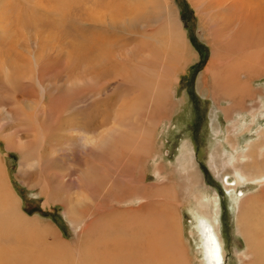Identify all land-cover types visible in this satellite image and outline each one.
Returning a JSON list of instances; mask_svg holds the SVG:
<instances>
[{"label": "bare ground", "instance_id": "bare-ground-1", "mask_svg": "<svg viewBox=\"0 0 264 264\" xmlns=\"http://www.w3.org/2000/svg\"><path fill=\"white\" fill-rule=\"evenodd\" d=\"M25 2L48 14L77 17L90 27L81 35L83 37L77 45L79 51H73L67 57L66 66V85L69 90H81L80 99L86 107L109 106L108 103L117 96L113 87L114 99L107 95L112 81L118 83V87L132 89V99L124 104L121 102L117 115L108 126L96 130H85L82 124L68 127L65 122L67 113L62 111L57 113L55 127L49 129L45 124L46 111L40 100L33 101L26 96H22L19 102L21 109L4 111L8 119L14 117L21 123L22 131L28 136L26 140L10 137L7 148L19 152L20 167L25 171L38 172L42 194L52 204L63 208V214L73 226L76 238L72 242L63 240L52 225L37 217L25 216L0 162V264H194L195 258L190 255L183 240L178 202L170 190L157 187L152 196H140L138 199L143 203L137 207L125 206V202L133 201L129 199L133 194L131 169L109 171L110 168H100L94 161L76 180L65 179L76 187L77 191L72 193L62 189L65 180L59 182L54 171H51L52 165L61 161L58 155H67L69 149L71 152L81 148L82 154L93 158L101 156L105 149H112L115 154L112 158L120 162L123 159L128 167L132 165V151L148 150V138L153 131L143 126L138 130L141 135L134 136V126L129 124L132 116L136 117L141 110L149 109L146 123L149 126L156 124L157 118L151 113L169 103L175 106L171 102L172 87L180 82L185 69L199 58L197 53L189 55L188 51L185 52L188 48L185 43L187 35L174 7L168 0ZM188 2L202 21L208 39L206 42L211 50V57L199 76V89L215 100L226 98L228 106L224 114L228 117L231 109L243 110L249 100L257 98L258 89L253 88L252 82L264 74V0ZM8 34L9 30L0 21V40H4ZM35 36L28 32V47H31L25 49L28 57L21 54L16 58L6 56L11 52L0 45V90L24 89L27 83L43 97L48 87L35 75L36 68L44 59L31 51L41 40L37 34ZM124 36L134 38L135 42L123 43ZM20 41L17 45L22 48ZM6 58L15 62L7 64ZM108 74L110 78L104 77ZM117 101L120 98L117 97ZM17 129V133H20L19 127ZM71 132L74 134H69ZM63 134H68L66 138L69 137V143L66 144ZM259 137L261 140L257 146H248L246 152L235 158L237 163L227 167L234 178L226 179V183L223 181L229 185L225 187L226 190L234 192L238 185L250 184L264 187V130ZM239 164L245 169L255 167L256 174L249 175V169L246 172L239 168ZM219 165L221 163L216 160L212 169H218ZM186 169L184 176L189 180L191 190L201 185L196 164L191 159ZM207 196L201 192L191 209L200 234L202 264H223L225 249L219 235L218 205L216 199ZM238 196L237 221L250 257L249 262L242 264H264L262 194H259L260 204L253 200V195L239 192Z\"/></svg>", "mask_w": 264, "mask_h": 264}, {"label": "rangeland", "instance_id": "rangeland-1", "mask_svg": "<svg viewBox=\"0 0 264 264\" xmlns=\"http://www.w3.org/2000/svg\"><path fill=\"white\" fill-rule=\"evenodd\" d=\"M25 1L0 0V17L2 18L0 21L9 30V34L5 39L0 40V45L3 46L4 50L8 49L11 52V54H5L6 56L11 55L12 58L14 56L16 58L20 57L19 55L21 54L28 57L25 52V49L31 48L28 47V32L33 36L37 34L38 39L40 38L42 41L39 40V45L33 48L34 50L31 49V51L36 55H42L44 59H42L39 67L36 68V73L38 72V74L35 73V75L36 77L38 76V80L44 84L47 83L48 88L44 92L43 97H41L40 92L34 86L32 87V85L27 83H25L24 89L17 88L15 91L14 89L13 91L11 89L7 91L0 90V162L6 170L5 173L11 189L18 200H20L21 212L29 218L37 217L41 221L52 225L59 233L61 239L72 242L76 238L75 230L65 218L63 208L60 205L52 204L42 194L41 186L38 184V172L30 169L25 171L24 168L20 167L21 157L19 152L15 149L7 148L6 144L10 137L26 140L28 136L26 137V132L22 131L21 123L14 117L8 119L4 111L21 109V103L19 102L22 96H26L33 101L40 100L44 111H46L45 124L49 129L52 126L55 127L58 122L57 113L62 111L67 113L65 122L68 127L82 124L87 128H84L85 130H96L97 128L108 126L111 119L117 115L116 112L121 107V102L124 104L127 100L132 99V89L118 87L119 84L112 81L109 86L114 88L113 91H116V99L110 101L108 103L109 106L103 104L94 108L86 107L80 99L81 90H69L66 85L68 76L66 66L67 57L73 51H79L77 45L80 44L83 37L81 35L86 33L90 27L85 26L81 19L77 17L68 16L64 18L57 13L48 14ZM48 1L43 0L45 3ZM168 1L172 8L174 7V12L187 35L185 43L188 48L185 52L188 51L189 55L197 53L199 58L185 69L180 76V82L172 87L171 102L175 106L172 107L173 104L169 103L151 113L157 118L156 124L151 126L147 124L148 117H146V114L150 112L149 109L141 110V114L136 117L132 116L129 124L134 126V136L141 135L138 130L140 131L143 126L149 127L153 131L152 136L150 134V139L148 138V150L145 152L132 151V165L128 167L127 162L123 159L120 162L118 159L112 158L115 156L112 149H105L101 156L94 158L82 154L81 148L75 149L76 151L71 150V152H69V149L67 155H62V153L58 155L61 161L55 162L51 171H54L55 177L60 182L65 179L68 180V178L76 180V178L80 177L82 171L94 161L100 165V168H110L109 171L131 169L133 194L129 199L133 201L131 203L129 201L125 202V206L137 207L140 203H143L138 198L144 195L152 196L157 187L163 190H170L174 193V197L178 202L183 240L190 251V255L192 254L195 258L194 264H202L203 254L201 253L199 241L200 234L191 209L194 208L193 206L197 203L196 198L202 192L208 195L207 197H210V199H216L217 201L219 235L225 249V263L223 264L249 262V252L246 251V242L240 233L237 221L238 202L236 197L239 192H242L243 195H253L254 197L251 196L253 200H257L258 204H260L259 194L261 193L264 205V187L261 188L257 184L238 185L233 192V190L228 191L225 189V187L229 186L225 185V183L226 179L234 178V174L228 168L232 164L237 163L235 158L239 154L246 152L248 146L251 147L255 144L257 146L261 140L259 135L264 130V74L252 82L253 88L258 89L257 98L253 101L249 100L243 110L231 109L229 116L226 117L224 109L228 106L227 99L219 97L218 100H215L206 91L203 92L199 89V76L211 57V50L206 42L208 39L205 36L206 32L202 28V21L188 0ZM45 25L48 27H45ZM109 35L112 37V34ZM131 39V37L124 36L122 42L133 44L135 42L134 38L132 42H129ZM19 41L23 46L22 48L17 45ZM4 50L2 57L4 56ZM48 59L49 61H47ZM6 60L7 64L12 63V61L15 62L14 59L8 60L6 58ZM77 64L79 66V63ZM104 77L110 78L109 74ZM97 88H99L98 85ZM107 95L114 99L115 95L112 92V88L107 92ZM117 97L120 98V101H117ZM18 127L19 136L17 133ZM13 133L16 134L14 135ZM69 134L73 135L74 133L71 132ZM63 136L66 138L68 134L67 136L63 134ZM65 140L67 141L66 144L69 143V137ZM47 151L49 152V150ZM190 159L196 164L198 170L196 173L202 180V184L194 186L192 190L189 180L184 176L185 169L189 167ZM216 160L221 165L217 166L218 169H212V166L216 165ZM243 161H240V163ZM239 168L246 172L250 171L248 174L251 176L256 174L254 173L256 168L253 166H248L245 169L239 164ZM19 172L26 173L20 174ZM62 176L64 177L63 179ZM220 177H222V180ZM67 180L63 182L64 186H62V189L67 193L77 191L75 186L66 182ZM120 197L119 194L118 200L121 199ZM113 200L112 202L114 203Z\"/></svg>", "mask_w": 264, "mask_h": 264}]
</instances>
